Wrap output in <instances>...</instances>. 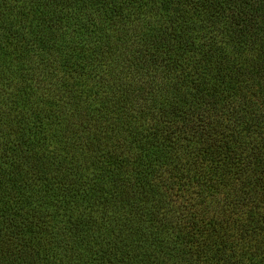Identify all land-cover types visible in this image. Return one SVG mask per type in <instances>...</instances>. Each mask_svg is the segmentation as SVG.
<instances>
[{
	"label": "trees",
	"instance_id": "trees-1",
	"mask_svg": "<svg viewBox=\"0 0 264 264\" xmlns=\"http://www.w3.org/2000/svg\"><path fill=\"white\" fill-rule=\"evenodd\" d=\"M0 264H264V0H0Z\"/></svg>",
	"mask_w": 264,
	"mask_h": 264
}]
</instances>
